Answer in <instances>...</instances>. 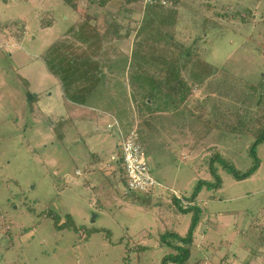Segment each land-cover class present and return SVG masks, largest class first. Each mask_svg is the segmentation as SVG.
<instances>
[{"label": "rangeland", "instance_id": "374dc122", "mask_svg": "<svg viewBox=\"0 0 264 264\" xmlns=\"http://www.w3.org/2000/svg\"><path fill=\"white\" fill-rule=\"evenodd\" d=\"M138 7L118 0L107 22L124 31ZM72 8L64 0H0V264H162L173 251L168 233H188L193 213L181 208L195 205L201 181L188 264H264V142L254 148L264 115V0L151 7L136 20L131 60L81 16L67 31ZM113 28L101 33L110 38ZM74 62L84 74L106 73L88 107L138 124L161 184L151 194L127 192L119 173L87 184V144L76 130L60 134L62 71ZM256 158L257 171L241 180L222 162L244 173Z\"/></svg>", "mask_w": 264, "mask_h": 264}, {"label": "crops", "instance_id": "0c3cea01", "mask_svg": "<svg viewBox=\"0 0 264 264\" xmlns=\"http://www.w3.org/2000/svg\"><path fill=\"white\" fill-rule=\"evenodd\" d=\"M142 1L143 0H140L138 2L137 4L139 6L138 7L136 6L135 0H128L129 5L132 6L133 4H135V8L136 9L137 7L140 8L142 12H139L138 16L133 17L134 20L130 22L132 24V26L131 25L129 26L130 28L127 27L125 28L124 31H122L119 27L120 23H118V21L116 22L114 20L112 24L110 23L111 25H109V23L107 22V20H110L109 19L110 16L113 18H116V13H114L115 11L112 7L117 4L118 0H79L78 6L76 8H72L73 10L70 16L68 15L65 16V22L69 24L67 27L68 28L67 31L75 27L74 23H76L77 20L81 16L84 19L83 23H85V25L89 24L90 26L97 28L98 32L102 36L101 39L103 40V42L106 43L108 41L107 43L114 45V49L124 50V53L119 54L121 55V57L124 56L123 60H125V56H128L126 55L127 53L130 55L128 59L131 60V56L134 55L133 51L136 49V38H137L138 29L140 26V24L137 23L136 20L144 18L146 16L144 15L145 12L149 13L154 10L151 7H147ZM177 4H179V0H177ZM110 9H111V12H110ZM137 25L138 27H136ZM111 27H114L113 28L114 31L112 32V35L110 38H106L104 33H101V31L104 32L105 31L104 29L111 30ZM103 48H109V47L105 46L104 44ZM141 54L146 55V53H143V52H141ZM117 58L119 57H114V60H117ZM114 63L115 61H112L110 65L111 64L115 65ZM198 71L200 70L198 69ZM102 74H104V77L102 76L101 77L103 80H105L106 73H102ZM62 95L66 98L67 101L64 103L65 116L59 121V124L62 125L63 123V129L65 130H63L62 133L60 134L63 135L62 139H64L65 137L72 136L74 134V131L76 130L75 131V133H77L75 135L76 139L80 140L81 142H85V144H87L88 153H83V150H82V158H81V161L84 162L83 173L86 175L87 184L93 185V183L95 184L99 183L105 178L106 174L114 175L116 173H119L121 181H123L124 184L126 185L124 170L121 166V163L112 161V156L120 153L119 152L120 141L116 143L115 141L113 142L112 138L114 136L112 134H117V133L115 131H109L107 129V125L109 123H112L114 119H117L124 125V128H127L129 126L127 125L128 122L125 120V118L119 117L116 111L109 110L106 107L101 108V110L96 109V108H90L87 106V102L84 104H79V103H76V102H73L67 99V97L64 95L63 92H62ZM90 111H96L98 115L94 116ZM104 120L107 123L106 129H105L106 132L101 133L98 130V126L100 122L101 121L103 122ZM85 139L88 142H86ZM76 174L81 175L82 174L81 170L77 169ZM194 203L195 205L199 207L197 201H194ZM199 225L200 223L198 224V226ZM198 226L194 233L193 242L190 247L191 249L190 256L192 253V248H193L194 239H195ZM172 233H175L176 235H178V233L175 231H173ZM171 240L173 241L174 244L176 243L179 244L177 240L175 239H171ZM167 244H169V242ZM170 247H173V246L170 245ZM172 250L173 251L170 253L174 252V248ZM235 257L238 258L237 255H235ZM189 260H190V257L188 261L186 262V264L189 263ZM251 261L252 260L247 261L246 264H250ZM170 264H177V263L171 262ZM193 264H205V261L203 259H200V260L195 261Z\"/></svg>", "mask_w": 264, "mask_h": 264}, {"label": "trees", "instance_id": "16d2710c", "mask_svg": "<svg viewBox=\"0 0 264 264\" xmlns=\"http://www.w3.org/2000/svg\"><path fill=\"white\" fill-rule=\"evenodd\" d=\"M64 1L70 4L73 8H76L78 6L79 0H64ZM67 66L70 68H66V69L64 68V70L62 71V78H61V83L64 88V93L69 100L79 103V104H84L86 103L87 95L91 91H95L97 89L98 84L102 82L101 74L103 73V70H99L98 68L96 72H93L92 70H90L88 74H84L79 71L81 70V67L77 66V63L75 62L73 64L71 63V66L70 65H67ZM49 68L52 69L51 67ZM74 75L76 76L78 75V78L76 80H73ZM83 77L87 78V80L89 81L88 83H86V86L84 84L80 85L81 84L80 80L83 79ZM169 90H176V89L174 87H171ZM69 91H73L75 93L74 94L71 93L69 95L68 94ZM254 136L256 138L254 148H256L257 144L264 142V115L261 118L259 130L254 134ZM222 162H223L224 168L227 169L235 178L240 179V180L252 176L259 168V161L257 158L255 160L254 165L248 171L244 173H240L235 168V166H233L228 161L223 159ZM212 174L217 178V181H218L217 184L218 186H220L221 178L218 175V171L216 167L212 168ZM202 184H203L202 181L199 182L198 186L195 188L191 196L190 201L194 202L197 200V196L200 192V187ZM144 194H151V191L146 192ZM173 199L175 200L174 202L180 207L179 200L175 197H173ZM181 209L184 212L193 213L191 226L188 230L187 235L184 237H180L176 235L175 233H168V236H171L173 239L177 240L179 244L178 243L174 244L172 243L173 241H170V243H172L171 246H173L174 248V252L165 255L163 258L162 264H170L171 262L177 263V264H186V262L188 261L190 257V252H191L190 247L193 242V237H194L196 228L198 224L200 223L201 209L197 205H192L190 207L181 208ZM52 216L55 219L56 224H58L60 216L59 215H56V216L52 215ZM71 225L72 223H68V221L64 223V226L66 227L71 226Z\"/></svg>", "mask_w": 264, "mask_h": 264}, {"label": "built area", "instance_id": "2783aa9c", "mask_svg": "<svg viewBox=\"0 0 264 264\" xmlns=\"http://www.w3.org/2000/svg\"><path fill=\"white\" fill-rule=\"evenodd\" d=\"M150 7H171L174 0H143ZM109 131H115L120 137L119 154L112 156V161L121 163L126 179V191L141 194L153 191L161 185L153 176L147 159V153L140 136L137 123L127 128L117 119L107 125ZM177 194V193H176ZM177 198L182 199L177 195ZM227 264H234L229 262Z\"/></svg>", "mask_w": 264, "mask_h": 264}, {"label": "water", "instance_id": "95a60500", "mask_svg": "<svg viewBox=\"0 0 264 264\" xmlns=\"http://www.w3.org/2000/svg\"><path fill=\"white\" fill-rule=\"evenodd\" d=\"M102 77H104V74H102Z\"/></svg>", "mask_w": 264, "mask_h": 264}]
</instances>
